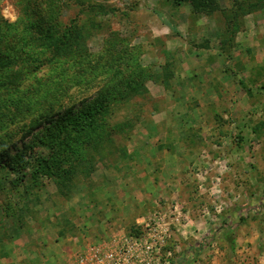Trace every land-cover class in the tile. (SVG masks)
<instances>
[{
    "label": "rangeland",
    "instance_id": "obj_1",
    "mask_svg": "<svg viewBox=\"0 0 264 264\" xmlns=\"http://www.w3.org/2000/svg\"><path fill=\"white\" fill-rule=\"evenodd\" d=\"M99 1L103 5L95 14L91 13L92 3L86 0H69V8L63 11L64 23L85 22L90 18L96 23L94 33L86 40L87 57L77 65L78 68L73 67L77 82L93 70L94 62L91 59L102 56L105 61L109 57L107 53L113 52L120 55L121 63L114 65L110 59L100 68L103 78L100 83L126 84L133 74L131 68L134 69L138 63L143 69V84L147 91L131 95L129 99L120 95L115 97L120 101L111 108L107 117V123L111 126L110 138H106L93 152V171L89 176L84 172L78 173L71 179V187L61 186L56 180L41 173H37L38 177L34 179L35 170L39 167L38 156L40 153L47 156L50 154V150H44L36 143L42 134L38 131L40 128L27 133L22 130L21 124L0 122V127L4 125V128L13 130L10 139L7 135L6 143L1 145L3 149L0 147V264H56L61 246L69 244V239L59 241L62 236H72L73 240L77 238L78 241L85 238V234H78L75 227L69 228V220L77 219L81 212L77 203L83 198L81 194L88 193L92 199L100 194L97 190L92 191L89 184L100 185L98 172L101 173L102 168L116 162L117 156L131 142L136 128L142 127L141 123H150L153 115L160 114L166 95L178 96L177 84H220L218 76L221 72L228 76L233 74L232 81L236 80L240 84L242 81L246 84L252 81L256 83L257 80L264 82V0ZM26 2L0 0L1 26L4 28L0 34L9 38L24 31L28 16L24 4ZM112 43L114 45L110 47ZM5 46L0 48L3 54L8 51ZM238 54L240 59L235 61ZM1 57L0 53V62ZM53 67L47 64L44 72H53ZM85 67L87 72L83 71ZM22 73L19 66L0 67V82L6 80L13 84L8 86L6 92L0 90V107L4 110H8L6 100L16 98L14 90L18 84L30 86L34 82L31 77L21 78ZM247 73L251 75L250 80L245 77ZM96 92L97 89H94L86 93L81 100H85L91 93L94 96ZM81 100L70 104L71 109H77ZM261 124L264 125V120ZM5 130L2 129L0 134L6 133ZM241 186L243 189L239 190L244 191V183ZM215 188L214 192L211 189V193L217 198L216 201L220 199L225 202L220 213L214 211L216 201L209 209L213 211L205 213L214 222L215 241L221 240L224 232L233 230L225 228L224 218L219 217L227 210L235 215L231 222L237 225L253 220L259 216L258 212L264 211V199L244 209V204L242 208L235 204L234 192L227 194L224 188ZM260 216H264V213ZM105 217L102 218L109 223L114 220ZM184 220L182 224L189 222L186 217ZM134 226L141 227L134 223L122 234L129 233ZM176 231L179 233L178 229ZM232 232L236 238V230ZM172 236L167 247L172 250L168 258L170 261L179 253L177 243H174V233ZM231 255L237 257L235 250L231 252L227 249L229 264H233ZM188 257L195 256L190 253Z\"/></svg>",
    "mask_w": 264,
    "mask_h": 264
},
{
    "label": "crops",
    "instance_id": "obj_2",
    "mask_svg": "<svg viewBox=\"0 0 264 264\" xmlns=\"http://www.w3.org/2000/svg\"><path fill=\"white\" fill-rule=\"evenodd\" d=\"M219 74L220 84H177L178 96L165 94L160 114L141 123L116 162L96 174L100 185L89 188L101 195L81 194V212L69 220V228L85 238L62 236L59 241L69 244L61 246L56 264L92 241L119 236L134 223L142 227L156 212L171 215L175 204L183 211L182 222L185 217L189 222L177 225L173 241L179 253L169 264H229V244L224 236L215 241L214 222L204 211L217 199L214 182L227 194L234 192L241 208L264 199V82L240 84L233 74ZM227 211L219 217L237 233L231 263L264 264V211L257 213L261 219L241 225L233 224L235 215Z\"/></svg>",
    "mask_w": 264,
    "mask_h": 264
},
{
    "label": "trees",
    "instance_id": "obj_3",
    "mask_svg": "<svg viewBox=\"0 0 264 264\" xmlns=\"http://www.w3.org/2000/svg\"><path fill=\"white\" fill-rule=\"evenodd\" d=\"M86 1L92 3L90 7L93 14L98 13L103 5L99 0ZM24 4L28 15L24 31L9 38L0 34V48L8 44L5 46L8 50L6 54L0 52V67L19 66L23 70L21 78L31 77L35 83L30 86L18 84L14 90L16 98L6 100L8 110L0 107V122L21 124L22 130L27 133L40 128L38 131L42 134L36 143L44 150H50V154L47 156L40 153L38 156L39 167L35 170L34 179H37V173H41L56 180L61 186L71 187V179L78 173L84 172L89 176L93 171V152L106 138H110L111 126L107 123V117L111 108L120 101L115 97L120 95L129 99L131 95L147 91L143 84V69L138 63L134 69L132 67L133 74L126 84L100 83L103 79L100 68L110 59L114 65L121 63L120 55L110 52L105 61L102 56L91 59L94 62L93 70L77 82L73 67L78 68L77 65L87 57L86 40L96 29L94 19L64 23L63 11L69 8V0H27ZM1 24L0 18V30H4ZM168 25L175 30L171 23ZM47 64L55 67L48 74L44 72ZM85 68L83 71L87 72ZM10 85L13 84L3 80L0 82V90L6 92ZM94 89H97L94 96L91 93L85 100H81L83 95ZM9 94L12 95V91ZM80 100V106L71 109L70 104ZM3 126L0 131L6 129ZM5 131L0 134L2 149L1 145L6 143L7 135L10 139L13 133L11 128ZM232 231L224 232L223 236L233 252L235 235ZM141 232L138 226L129 231L135 234Z\"/></svg>",
    "mask_w": 264,
    "mask_h": 264
},
{
    "label": "built area",
    "instance_id": "obj_4",
    "mask_svg": "<svg viewBox=\"0 0 264 264\" xmlns=\"http://www.w3.org/2000/svg\"><path fill=\"white\" fill-rule=\"evenodd\" d=\"M216 186L217 182L213 189ZM216 202L214 211L220 213L225 202L220 199ZM172 211L171 215L162 211L153 214L146 220L141 233H124L92 241L70 252L60 264H169L172 250L167 247L183 217L179 205L175 204ZM209 212L208 209L204 211Z\"/></svg>",
    "mask_w": 264,
    "mask_h": 264
},
{
    "label": "bare ground",
    "instance_id": "obj_5",
    "mask_svg": "<svg viewBox=\"0 0 264 264\" xmlns=\"http://www.w3.org/2000/svg\"><path fill=\"white\" fill-rule=\"evenodd\" d=\"M10 13V12H9Z\"/></svg>",
    "mask_w": 264,
    "mask_h": 264
}]
</instances>
